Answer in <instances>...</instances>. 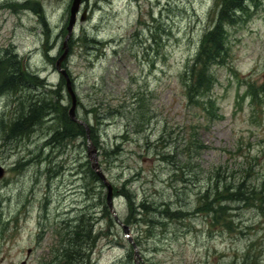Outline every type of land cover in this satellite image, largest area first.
I'll return each instance as SVG.
<instances>
[{"label":"rangeland","instance_id":"374dc122","mask_svg":"<svg viewBox=\"0 0 264 264\" xmlns=\"http://www.w3.org/2000/svg\"><path fill=\"white\" fill-rule=\"evenodd\" d=\"M71 2L0 0V51L24 59L41 81L18 89V97L35 91L56 102L29 135L5 136L0 125V264H60L54 256L61 239L75 216L89 211L98 236L87 264L122 262L131 240L139 264H264L263 199H230L224 188L213 221L197 202L215 172L223 185L243 181L246 197L264 191V0L249 1L245 21L226 24L223 62L207 60L214 116L185 95V67L211 24L213 0H81L61 67L112 186L117 222L104 211L106 187L87 171L85 132L53 137L71 105L55 68ZM0 94L6 128L20 100L8 90ZM194 141L201 145L196 177L190 172L179 181L159 153L187 156ZM125 184L136 203L151 202L141 212L157 220L150 233ZM164 204L187 215L161 218Z\"/></svg>","mask_w":264,"mask_h":264},{"label":"trees","instance_id":"16d2710c","mask_svg":"<svg viewBox=\"0 0 264 264\" xmlns=\"http://www.w3.org/2000/svg\"><path fill=\"white\" fill-rule=\"evenodd\" d=\"M249 1L253 4L255 0H213L215 14L211 18V24L207 26L203 33V38L200 41L197 54L192 62L185 67L186 70L189 71L185 80V95L188 102L200 107L210 116L216 115V108L215 102L209 94V90L213 83V77L210 73L204 74L206 73L205 69L207 60L213 61L212 63L223 62L224 58L222 57V54L224 50L222 47L225 44L226 39L224 28L226 24L235 22L237 18L241 21H245L244 12L251 7V5L248 6ZM199 64L202 65V70L199 69ZM28 68L29 66L25 63L24 59L18 58L15 54L10 52V50L5 49L0 51V92L8 90L11 94V92L15 93L18 89L36 88L35 85L41 81L37 79V76L31 74L30 71H28ZM62 80L63 78L60 80V83L63 82ZM2 86L4 88L1 89ZM53 93L57 96L58 92L54 90ZM19 95L20 92L18 96ZM18 96L17 99L20 101L17 104L16 109L20 107L18 110L19 114L8 121L6 128L3 127V123L0 122L2 130L3 128L6 130V133L4 132L5 136L22 137L29 135L34 126L39 124L43 118H46V116L51 113L53 103H56L50 99L49 94H47L48 97H45L44 93L39 95L35 91L30 94L28 93L27 95H21V97ZM64 116L66 121L65 126H63L61 130L55 129L53 133L54 138H58L59 132L61 133V136L67 134L71 137L77 135V132L80 134L85 132L84 127L71 120L68 114L67 116ZM51 141H53V139ZM198 143L199 142L196 143L194 141L191 143V146L188 145L187 156L182 155L181 158H179V155L173 156L167 151L159 153L161 160L170 165L172 177L182 175L179 181H185L186 179H189L188 175L190 172L192 174L195 172L197 154L201 147ZM195 145L197 146L195 147ZM87 171L93 180L96 182L100 181L92 169L88 168ZM215 173L216 176L210 178L207 186L197 195L198 204L204 205V208L209 210L212 221L221 213V208L217 207L214 201L217 197H225L224 188H227L228 192H230V194H227V197L230 199L236 198L237 200H247L251 195L255 194L257 201H259V199L264 200V191H249L246 197L247 190L243 187V181L239 182L237 185H223L218 178L217 172ZM194 176L196 177V172ZM100 185H103L101 181ZM123 189L130 203H134L136 212L139 214V219L146 225L144 231L150 233L154 222H157V220L147 216L144 217L141 212H144V209H147L151 202L139 201L136 203L129 196L126 184ZM263 200L259 202L262 205L264 204ZM259 203L253 202V206L261 207V204ZM104 207V211L110 213L107 211L106 206ZM89 212L91 213V211ZM90 213L89 215H85V213L82 212L75 216L76 218L73 220L75 221L74 224H70L69 229L61 239L60 245L54 256L56 262H59L60 264H87L89 262L90 252L92 251L93 246L95 245V239L98 236V232H93L94 220L96 218L94 219L92 213ZM184 214L185 212L183 209L173 210L167 204H164L163 208L159 210L161 218L178 219L179 217H182L181 219H183L187 215L183 216ZM133 217L134 219L136 218L135 216ZM59 259H61V261ZM121 263L134 264L131 243L128 245L124 259L118 264Z\"/></svg>","mask_w":264,"mask_h":264},{"label":"water","instance_id":"95a60500","mask_svg":"<svg viewBox=\"0 0 264 264\" xmlns=\"http://www.w3.org/2000/svg\"><path fill=\"white\" fill-rule=\"evenodd\" d=\"M80 2H81V0H72V2H71L70 15H69L68 23L66 26L67 32H66V35L64 36L63 44H62L63 53L56 59L55 68L64 77L65 86H66L67 91L69 92V94L71 96V105L68 108V115L72 120H75V121L81 123L85 128V131H86V149H87L88 157L90 159L91 168L96 172L97 176L102 180L103 184L106 186V190H107V192H106V204H107L109 210L112 212L115 220L118 221L117 213H116V210H115V208L113 206V202H112V186L109 183V181L105 178V175L100 170L99 163L97 160L96 148L93 145V143L90 142L89 127H88L87 123L84 120H82L76 116V113H75L76 102H75L74 92L72 91V88H71V80H70V77H69L67 71L61 67V61L64 58V56L66 57L67 52H68L67 41H68V39L72 33L73 25H74L75 20H76V14H77ZM81 18L83 19V14H82ZM2 174H3V168L0 166V177L2 176ZM123 229L126 232V226H124ZM133 248H134L135 264H139V261L136 258V256H138L137 246L134 243H133Z\"/></svg>","mask_w":264,"mask_h":264},{"label":"bare ground","instance_id":"6f19581e","mask_svg":"<svg viewBox=\"0 0 264 264\" xmlns=\"http://www.w3.org/2000/svg\"><path fill=\"white\" fill-rule=\"evenodd\" d=\"M69 42V41H68ZM67 42V43H68ZM68 47H69V44H68ZM222 49L223 50H225V44L223 45V47H222ZM14 94H16L15 96L17 97L18 96V94H19V91H16ZM68 94H69V92H68ZM1 95V94H0ZM5 95V94H4ZM7 95V94H6ZM75 95V94H74ZM3 96V95H2ZM8 96V95H7ZM69 96H70V94H69ZM38 97V96H37ZM4 98H6L5 96H4ZM51 98H53V96H51L50 97V99ZM59 98V101L63 98V96H60V97H58ZM4 100V99H3ZM7 100V99H6ZM70 100H71V96H70ZM2 101V100H1ZM75 102H76V104H77V100H76V98H75ZM75 108H76V105H75ZM62 144V143H61ZM60 144V145H61ZM93 145H94V143H93ZM88 188V187H87ZM140 201H143V199H141ZM81 248V247H80Z\"/></svg>","mask_w":264,"mask_h":264}]
</instances>
